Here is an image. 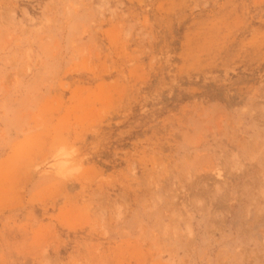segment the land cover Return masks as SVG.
Listing matches in <instances>:
<instances>
[{"label": "rangeland", "instance_id": "1", "mask_svg": "<svg viewBox=\"0 0 264 264\" xmlns=\"http://www.w3.org/2000/svg\"><path fill=\"white\" fill-rule=\"evenodd\" d=\"M0 264H264V0H0Z\"/></svg>", "mask_w": 264, "mask_h": 264}]
</instances>
